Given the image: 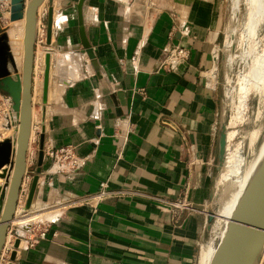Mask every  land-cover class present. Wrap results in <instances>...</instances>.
<instances>
[{
    "label": "crops",
    "instance_id": "1",
    "mask_svg": "<svg viewBox=\"0 0 264 264\" xmlns=\"http://www.w3.org/2000/svg\"><path fill=\"white\" fill-rule=\"evenodd\" d=\"M79 2L53 0L52 43L46 36L42 44L51 54L50 85L56 79L62 88L49 85L40 114L45 148L74 144L88 160L63 173L46 158L33 205L24 209L29 215L48 206L58 214L43 226L45 238L24 239L14 264H200L201 244L212 232L200 207L211 196L220 147L223 2L85 0V33L100 76L82 41ZM49 6L46 0L40 14L47 30ZM175 44L190 57L167 71L161 61ZM37 51L36 43L35 58ZM37 162L28 160L26 179ZM102 183L131 193L95 208L69 202ZM148 195L190 204L174 209ZM21 209L12 231L22 227ZM10 255L0 261L7 264Z\"/></svg>",
    "mask_w": 264,
    "mask_h": 264
},
{
    "label": "water",
    "instance_id": "2",
    "mask_svg": "<svg viewBox=\"0 0 264 264\" xmlns=\"http://www.w3.org/2000/svg\"><path fill=\"white\" fill-rule=\"evenodd\" d=\"M46 0H12V20L21 19L26 12L25 56L23 70L19 72L17 60L9 43V34H0V90L9 94L14 101L15 112H20V129L13 139L0 141V177L5 183L0 186V258L6 237L14 219L20 190L27 173V153L30 145L32 125L33 87L35 70V52L37 41L38 8ZM80 0L78 10L80 16V32L86 53L100 76V67L94 48L91 46L84 27L83 6ZM47 43H52L53 0H49ZM51 54H46L44 72V102L48 101L50 82ZM15 68L16 73H13ZM226 132L220 136L219 158L226 152ZM15 137L17 147H15ZM45 134L41 133L38 162L30 184L26 209L31 208L38 189L39 179L45 164ZM10 188L8 190V187ZM8 190V193H7ZM264 241V162L248 191L242 197L234 216V226L226 241L216 253L211 264H248L260 242ZM22 238L17 237L8 264H14Z\"/></svg>",
    "mask_w": 264,
    "mask_h": 264
},
{
    "label": "rangeland",
    "instance_id": "3",
    "mask_svg": "<svg viewBox=\"0 0 264 264\" xmlns=\"http://www.w3.org/2000/svg\"><path fill=\"white\" fill-rule=\"evenodd\" d=\"M252 1L253 0H222L223 2V6H222L223 34H222V38L220 41L221 43L218 44L219 49H218V57H217V65H218L217 75L219 77L218 78L219 87L222 93V111H221L222 117H221V124L219 128V135L221 136L222 132L228 133L227 131H230L232 134H230L228 144H227V146L229 145V147H227L228 151L230 153H234L236 150V152H238L239 155L243 159H245L246 166L248 165V163L252 162L251 166L253 167L251 169V173H249L244 189L251 177V174L253 173V170H254L253 168L256 165V164L254 165V163H257L256 161L257 159L259 160V158L262 155L263 149H264V89L261 88V87H264V85L261 84V85L256 86V84L251 80V76H250L251 71L253 70V67L255 65L256 59L264 54L263 53L264 52V5H263L264 0H258V3H261V10L259 13V16L261 18L259 19V24L257 26L256 33L253 35L252 34L250 35V34H247L246 22L248 20V13L252 5ZM43 9H44V4L42 5L41 10L43 11ZM42 11H39V17ZM5 23L6 24H4V27H0V34L3 32H6L9 34V43L11 45L12 52L14 54V45H13L14 39L10 35L11 34L10 33V27H11L10 18L7 19ZM243 34L245 35L243 36ZM245 38L247 41L245 40ZM36 43L38 44V49H42V46L44 44L37 42V41ZM17 63H18V67L20 68L19 72L21 73L22 65L18 61ZM41 65H43L42 62L38 65L37 70L42 69L43 71H41V73L37 71V77H39V79L42 78V81L44 82L43 75H42V72H44V69L42 68L43 66ZM12 71L13 73H16L15 68H12ZM243 79L244 80L246 79L247 81L246 80L244 81ZM54 80L55 81L51 83L50 88L51 90H55L56 92H58V90H61L62 87H59V83L57 82L58 80L56 79ZM40 88L41 89L37 91L35 90V87H34L33 97L34 96L35 97L33 100L35 104L34 105L35 110L34 108L33 110L35 111L34 119L36 122L35 124L36 131L34 130L35 138L30 140L31 147L30 149H28V153H27L28 160H31L33 163H36L37 161L38 152L36 151L40 148V137H41V133L44 132L43 129L41 128V122H43V118H41V114H40V112L42 111V107H44V104H45L43 103L44 101L43 100V96H44L43 84L41 85ZM241 88H244V89H241ZM246 90L247 91L249 90L248 91L249 94L248 92L246 93ZM243 93H245V95H243ZM243 99H245V101ZM238 101L239 102L242 101V102L239 103ZM48 116H49V113H48ZM2 131L4 133L3 140L7 138L13 139L15 132H16L15 125L8 126L7 129H2ZM223 159L217 156L213 164L212 175H213L214 181L212 185V193H211V196L207 199V201L203 203V205L200 207V210L202 212L206 210H216V212H218V209L223 206L224 202H226L228 198L229 187L232 185L233 180L230 179L226 181L225 184L223 183L217 188V179L219 178L221 170L223 168V162H224ZM33 168H30V173L31 171H33ZM28 176L30 177L31 174H28ZM31 181L32 180L26 179L24 177L23 183L26 184L28 189H30ZM4 183H5V178L0 177V186L3 185ZM20 193H21V190H20ZM18 206H20L19 199H18L17 209H18ZM17 209H16L15 216L18 215ZM49 211H51L50 208L46 206V209L42 211L40 210V211L30 213L29 215H34L38 212L47 213ZM44 216L45 215H43V217L41 216L38 219H34L30 222V224L32 223L31 229L34 227V231L33 232L31 231V233H26L27 230L22 229L21 226H16V229H14V231L9 229L11 231V234L14 236L13 238H15L16 240L17 237H21L23 240L27 238L28 236H31V235L34 236V234L37 231H39V229H41L49 220V219H45ZM217 220L218 219H215V222L213 224L215 228L214 231L212 230L210 237L204 243L212 239L217 234V231H218L217 229H219L220 227L219 222H216ZM206 222L208 223V221ZM10 228H11V225H10ZM6 243H8V241H6ZM3 252L8 255L11 254L10 249L8 248V245L7 246L5 245V248H3ZM7 260L9 261V259ZM1 262H4V260L1 259Z\"/></svg>",
    "mask_w": 264,
    "mask_h": 264
},
{
    "label": "bare ground",
    "instance_id": "4",
    "mask_svg": "<svg viewBox=\"0 0 264 264\" xmlns=\"http://www.w3.org/2000/svg\"><path fill=\"white\" fill-rule=\"evenodd\" d=\"M31 1L32 0H27V4H29ZM44 3H42L39 6V8H38V17H39V11H42L41 9H42V5ZM260 10H261V3H258V0H253L252 1V5H251V7L249 9L248 20L246 22L247 34H250V35L252 34L253 35V34L256 33L257 26L259 24V19L261 18L259 16ZM7 18L8 19L10 18V25H11V27H10V33L11 34L10 35L14 39V42H13L14 43L13 44L14 45V54H15L16 60L19 63H21V65H22V69H21V71H22L23 70L24 56H25V44L24 43H25L26 21H27V19H26L27 18L26 12L24 14V17L21 18V19L12 20L11 15L9 17H7ZM37 24H38V21H37ZM244 35L245 34H243V36ZM246 38H247V36H246ZM246 38H245V40H246ZM47 53H49L48 49L47 48H43V46H42V49H38V51H37V57L35 58V60H36V69H35L36 72L38 71V72L41 73V71H43L42 69L41 70H39V69L37 70V68H38V65L41 62H42V64L45 63V61H46V54ZM254 59H255V57H254ZM72 69H73V67H72ZM248 70H250V69H248ZM76 72H78V71H76ZM35 74H36L35 79H34V87H35V90L38 91L39 89H41L40 87L43 84V92H44V82L42 81V78L39 79V77H37V73H35ZM248 75H250V74H248ZM243 76H245V75H243ZM250 76H251V80L256 84V86L257 85H261V84L264 85V54L261 55L259 58L256 59L255 65L253 67V70L251 71V75ZM248 82H250V81H248ZM49 85H50V82H49ZM242 86H243V84H242ZM34 87H33V92H34ZM239 87H241V86H239ZM244 87H246V86H244ZM259 88H258V90H259ZM261 88L264 89V87H261ZM241 89H244V88H241ZM250 90H252V89H250ZM48 91H49V89H48ZM58 91H61V90H58ZM238 91H239V89H238ZM248 91L246 90V93ZM53 92H55V91H53ZM51 93H52V91H51ZM54 94H56V92ZM248 94H249V92H248ZM243 95H245V93H243ZM34 97H33V99H34ZM243 100L245 101V99H243ZM241 102H239V103H241ZM241 105H243V104H241ZM16 115H17V127H16L15 135L17 137V134H18L19 129H20V120H21V118H20V112H17ZM232 117H234V116H232ZM34 118H35V113H34L33 106H32V125H33V122H34ZM239 120H240V118H239ZM239 122H241V121H239ZM32 125H31L30 140H32V139L35 138L34 130L36 131V125L34 124V129H33ZM227 132L228 133L226 134L227 135L226 136V152H225L224 159H223V161H224L223 162V168L221 170V173H220L219 178L217 179V188L221 184H223V183L225 184V182L228 181V180H230V179L233 180V183L229 187V193H228V198H227L226 202H224L223 206L218 209V212H216V210H207L206 211L207 212V219H206V221H208L207 226H206L207 230H209V231L213 230L214 231L215 228H214L213 224L215 222V219H218L216 222H219V226L220 227H219V229H217L218 230L217 231V234L212 239L208 240L206 243L203 242L201 244V250H200V255H199V262H200V264H211V262L214 259L216 253L219 251V249L221 248V246L223 245V243L226 241L228 235L231 233V231L233 229V226H234V216H235L236 210H237V208H238V206L240 204V201H241L242 197L244 196V194L248 191L249 187L252 184V181L256 177V175H257L260 167L262 166V164L264 162V149H263V152H262L261 157L260 158L258 157L259 160L257 159V161H256L257 163H254V165L255 164L256 165L253 168L254 169L253 170V173L251 174V177H250V179H249V181H248V183H247V185H246V187L244 189V186H245V183H246L247 178L249 176V173H251V169L253 167V166H251V163L252 162L251 163H248V165L246 166L245 159H243L239 155V153L236 152V150H235L234 153H230L228 151V148L227 147H229V145L227 146V144H228V140H229L230 134H232V133L230 131H227ZM16 137H15V141H16L15 142V147H17ZM29 148H30V145H29ZM27 166H28V159H27ZM9 188H10V185L8 187V190H9ZM243 189H244V191H243ZM8 190H7V193H8ZM25 211H26L25 209H21L20 210L21 215L18 217V219L16 218V220L19 221V223L22 225V229H25L27 231H29L31 229V225H29V224H30V222L32 220L38 219L41 216L43 217V215H45L44 216L45 219H51V218H54L55 216H57V214H58L57 212H54L53 211V212H47V213L38 212V213H36L34 215H27L28 213L25 212ZM216 227H218V226H216ZM8 234H9V231H8ZM8 234H7V237H6V241H8V244L9 243L11 244V234L9 236H8ZM6 241H5V245L7 244ZM25 244H26V241L23 239L22 242H21V246H24ZM5 245H4L3 248H5ZM12 245L14 247V243ZM2 253H3V250H2ZM263 255H264V241L260 242V244L256 248V250H255L254 254L252 255V257H251V259H250V261H249L248 264H257L258 261L260 260V257H262ZM0 264H6V263L0 261Z\"/></svg>",
    "mask_w": 264,
    "mask_h": 264
},
{
    "label": "built area",
    "instance_id": "5",
    "mask_svg": "<svg viewBox=\"0 0 264 264\" xmlns=\"http://www.w3.org/2000/svg\"><path fill=\"white\" fill-rule=\"evenodd\" d=\"M11 13L12 0H0V27H4V24H6L5 21L8 19L7 17L11 15ZM46 36L47 24L45 20L39 17L37 24V42L43 43L46 40ZM189 57V49L179 44L172 45L168 47L166 56L161 61V67L167 71L176 70L178 67L184 64L189 59ZM13 125H15L16 129L17 115L14 110V101L10 95L0 90V141L4 138V133L2 129H7L8 126ZM45 157L51 160L52 171L63 173H71L77 171L78 169L82 168L88 160L87 156H83L79 153L77 146L74 144H66L60 147H47L45 148ZM28 193L29 189L26 184L23 183L21 187V193L19 195L20 206H18V208H25ZM128 193H131V191H128L126 189H115L110 187L108 183H102L97 191L87 193L73 200H70L69 202L76 204L82 203L95 208L101 201L109 197H120ZM148 197L154 200L164 202L166 203V205L169 204V206L174 207V209L188 208L190 204L189 202H185L182 200L169 201L155 195H148ZM31 231H34V227L31 229ZM37 232L38 234H34L31 240L45 238L47 235V228L42 227ZM3 254L5 253H2L1 258L6 259ZM257 264H264V255L260 257V260Z\"/></svg>",
    "mask_w": 264,
    "mask_h": 264
}]
</instances>
